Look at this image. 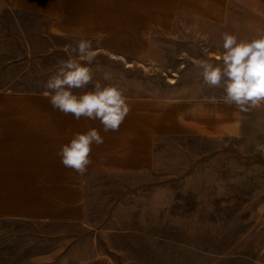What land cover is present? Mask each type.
<instances>
[{"label": "rangeland", "instance_id": "1", "mask_svg": "<svg viewBox=\"0 0 264 264\" xmlns=\"http://www.w3.org/2000/svg\"><path fill=\"white\" fill-rule=\"evenodd\" d=\"M60 9L54 19L51 11L30 8L26 0H0V89L44 93L43 82L68 58L66 46L84 38L53 32V22L66 19ZM185 20L186 29L156 37L153 64L98 52L86 38L96 51L89 65L95 78L110 71L111 83L127 97L222 100L223 88L206 85L194 64L221 63L216 57L223 54V33L250 39L264 29V0H228L218 27ZM245 116L234 135L158 144L150 173L89 176L85 218L74 225L65 250L70 262L104 256L113 264L264 263V104ZM40 232L54 231L1 223L2 261L28 264L63 243V237L42 240L35 235ZM22 233L27 238H20ZM26 243L27 252L19 253Z\"/></svg>", "mask_w": 264, "mask_h": 264}, {"label": "crops", "instance_id": "2", "mask_svg": "<svg viewBox=\"0 0 264 264\" xmlns=\"http://www.w3.org/2000/svg\"><path fill=\"white\" fill-rule=\"evenodd\" d=\"M26 5L51 11L54 19H59L63 7L66 19L61 23L55 20L53 32L91 38L98 52L139 65L153 64L156 37L186 29L185 19L200 28L223 25L228 0H26ZM127 99L131 110L119 131L105 133L99 121L83 117L77 121L71 114L54 110L43 93L0 89V224L53 228V233L35 234L42 240L63 237L54 252H41L28 264H113L104 256L78 263L66 256L68 237L73 236L74 225L85 218L86 179L93 174L150 173L158 144L187 137L234 135L246 118V112L223 100ZM90 128L98 129L104 142L92 146V163L80 174L64 167L57 152L75 132ZM27 235L22 233L20 238ZM23 245L19 253L27 252V243ZM1 261L0 255V264L6 263Z\"/></svg>", "mask_w": 264, "mask_h": 264}, {"label": "clouds", "instance_id": "3", "mask_svg": "<svg viewBox=\"0 0 264 264\" xmlns=\"http://www.w3.org/2000/svg\"><path fill=\"white\" fill-rule=\"evenodd\" d=\"M222 41L223 54L216 57L221 63L201 59L194 67L200 70L206 85L223 88L224 103L235 105L241 112L260 107L264 104V29L250 39L225 32ZM65 51L68 58L60 59L56 70L42 84L51 107L73 115L77 121L82 117L99 121L105 133L119 131L130 105L124 90L111 83L114 77L110 71H104L100 79L95 78L89 66L96 59L93 42L80 38L66 46ZM103 142L96 128L75 132L60 147L57 156L64 167L84 174L92 163V146Z\"/></svg>", "mask_w": 264, "mask_h": 264}]
</instances>
